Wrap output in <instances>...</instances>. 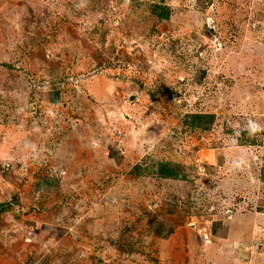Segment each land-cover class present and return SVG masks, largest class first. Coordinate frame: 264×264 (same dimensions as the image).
<instances>
[{
    "label": "rangeland",
    "instance_id": "obj_1",
    "mask_svg": "<svg viewBox=\"0 0 264 264\" xmlns=\"http://www.w3.org/2000/svg\"><path fill=\"white\" fill-rule=\"evenodd\" d=\"M0 264H264V0H0Z\"/></svg>",
    "mask_w": 264,
    "mask_h": 264
},
{
    "label": "trees",
    "instance_id": "obj_2",
    "mask_svg": "<svg viewBox=\"0 0 264 264\" xmlns=\"http://www.w3.org/2000/svg\"><path fill=\"white\" fill-rule=\"evenodd\" d=\"M194 117H195V119H198V120H200V121H203V120H205V117H206V116L200 114V115H198V116L196 115V116H194ZM165 166H166V165L163 164V168H164ZM162 171L165 172V173H166L167 175H169V176H170V175H174V173L172 174V171L169 172V170H165V169H162Z\"/></svg>",
    "mask_w": 264,
    "mask_h": 264
}]
</instances>
